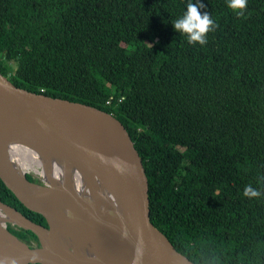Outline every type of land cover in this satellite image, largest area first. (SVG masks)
I'll return each instance as SVG.
<instances>
[{
	"label": "trees",
	"instance_id": "trees-1",
	"mask_svg": "<svg viewBox=\"0 0 264 264\" xmlns=\"http://www.w3.org/2000/svg\"><path fill=\"white\" fill-rule=\"evenodd\" d=\"M189 2L218 25L205 46L174 30ZM0 72L120 118L156 226L195 264H264V197L243 196L264 190V0H248L242 17L226 0H0ZM0 201L49 226L1 178Z\"/></svg>",
	"mask_w": 264,
	"mask_h": 264
},
{
	"label": "water",
	"instance_id": "water-1",
	"mask_svg": "<svg viewBox=\"0 0 264 264\" xmlns=\"http://www.w3.org/2000/svg\"><path fill=\"white\" fill-rule=\"evenodd\" d=\"M17 143L39 152L62 185L32 182L33 174L12 154ZM0 178L38 224L13 210L7 221L0 264H84L83 250L107 255L114 264H195L156 226L150 180L133 134L116 115L88 104L31 92L0 72ZM9 225L34 232L31 246Z\"/></svg>",
	"mask_w": 264,
	"mask_h": 264
},
{
	"label": "clouds",
	"instance_id": "clouds-1",
	"mask_svg": "<svg viewBox=\"0 0 264 264\" xmlns=\"http://www.w3.org/2000/svg\"><path fill=\"white\" fill-rule=\"evenodd\" d=\"M226 3L237 17H242L248 0H226ZM202 7V4L189 2L184 14L172 22L174 30L184 36L187 43L192 46H205L208 43V34L218 27L209 14H201ZM261 184L264 185V177H261ZM243 196L248 199H260L264 197V190L247 185L243 190Z\"/></svg>",
	"mask_w": 264,
	"mask_h": 264
},
{
	"label": "bare ground",
	"instance_id": "bare-ground-1",
	"mask_svg": "<svg viewBox=\"0 0 264 264\" xmlns=\"http://www.w3.org/2000/svg\"><path fill=\"white\" fill-rule=\"evenodd\" d=\"M17 146H13L12 154L15 155V159L18 160V163L24 165L29 171L35 173L40 176L41 179H45L48 181L49 185H62L61 179L59 175L53 172L44 162L41 154L35 150H32L27 145H23L21 143H17ZM61 191L64 193V198L69 197L68 191L65 187H61ZM30 219V218H29ZM7 221H15L22 222L24 218L17 214L13 210H4L0 208V240H6L7 237L5 233H3V229L6 226ZM15 235V234H14ZM82 259L84 264H114L111 262V258L107 255L95 253L92 250H83Z\"/></svg>",
	"mask_w": 264,
	"mask_h": 264
},
{
	"label": "rangeland",
	"instance_id": "rangeland-1",
	"mask_svg": "<svg viewBox=\"0 0 264 264\" xmlns=\"http://www.w3.org/2000/svg\"><path fill=\"white\" fill-rule=\"evenodd\" d=\"M32 173H33V172H32ZM33 174H35V173H33ZM35 176H36V178H41L40 176H38V175H36V174H35ZM42 182H43V181H42Z\"/></svg>",
	"mask_w": 264,
	"mask_h": 264
}]
</instances>
